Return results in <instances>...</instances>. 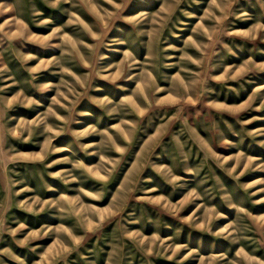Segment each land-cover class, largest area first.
I'll use <instances>...</instances> for the list:
<instances>
[{
  "label": "rangeland",
  "instance_id": "rangeland-1",
  "mask_svg": "<svg viewBox=\"0 0 264 264\" xmlns=\"http://www.w3.org/2000/svg\"><path fill=\"white\" fill-rule=\"evenodd\" d=\"M0 264H264V0H0Z\"/></svg>",
  "mask_w": 264,
  "mask_h": 264
}]
</instances>
